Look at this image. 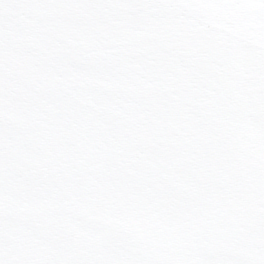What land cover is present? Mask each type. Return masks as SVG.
I'll return each instance as SVG.
<instances>
[{
  "label": "snow or ice",
  "instance_id": "obj_1",
  "mask_svg": "<svg viewBox=\"0 0 264 264\" xmlns=\"http://www.w3.org/2000/svg\"><path fill=\"white\" fill-rule=\"evenodd\" d=\"M0 264H264V0H0Z\"/></svg>",
  "mask_w": 264,
  "mask_h": 264
}]
</instances>
